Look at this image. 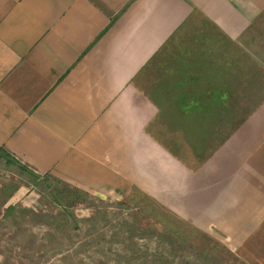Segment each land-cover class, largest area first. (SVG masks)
Listing matches in <instances>:
<instances>
[{
    "label": "crops",
    "instance_id": "obj_1",
    "mask_svg": "<svg viewBox=\"0 0 264 264\" xmlns=\"http://www.w3.org/2000/svg\"><path fill=\"white\" fill-rule=\"evenodd\" d=\"M195 14L249 53L264 46V0H0V146L84 189L121 177L264 264V97L190 163L153 135L157 107L135 84Z\"/></svg>",
    "mask_w": 264,
    "mask_h": 264
},
{
    "label": "rangeland",
    "instance_id": "obj_2",
    "mask_svg": "<svg viewBox=\"0 0 264 264\" xmlns=\"http://www.w3.org/2000/svg\"><path fill=\"white\" fill-rule=\"evenodd\" d=\"M195 18L135 79L157 107L153 135L190 163L264 97V46L249 53ZM118 178L112 190L84 189L0 146V264L241 263L224 240Z\"/></svg>",
    "mask_w": 264,
    "mask_h": 264
}]
</instances>
